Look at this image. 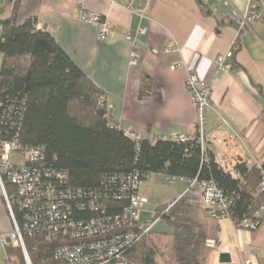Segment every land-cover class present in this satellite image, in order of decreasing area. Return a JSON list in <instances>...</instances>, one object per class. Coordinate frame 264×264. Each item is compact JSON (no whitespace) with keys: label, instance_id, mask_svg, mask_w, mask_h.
Wrapping results in <instances>:
<instances>
[{"label":"trees","instance_id":"1","mask_svg":"<svg viewBox=\"0 0 264 264\" xmlns=\"http://www.w3.org/2000/svg\"><path fill=\"white\" fill-rule=\"evenodd\" d=\"M18 1L10 0V15L0 18V143L17 139L21 147H40L42 172L52 177L64 173L60 184L71 212L68 222L99 218L116 226L109 232L122 230L114 219L129 205L133 179L143 182L146 174L212 181L228 200L227 213L236 227L255 219L264 205V161L259 166L238 163L234 178L217 162L210 143L200 142L198 132L186 140L132 139L110 120L102 90L57 39L39 28L33 16L17 22ZM205 7L201 4L210 13ZM151 90L152 79L143 76L138 96ZM5 188L12 192L14 186L5 179ZM184 196L158 205L150 220L160 218L171 230L153 227L124 249L118 261L202 264L212 249L206 240L214 236L217 219ZM13 209L31 264H65L54 258L55 250L76 240L54 238L48 222L41 231L29 232L25 209L17 204ZM4 254L6 264H26L20 247H8Z\"/></svg>","mask_w":264,"mask_h":264},{"label":"crops","instance_id":"2","mask_svg":"<svg viewBox=\"0 0 264 264\" xmlns=\"http://www.w3.org/2000/svg\"><path fill=\"white\" fill-rule=\"evenodd\" d=\"M9 1L0 2V18L10 15ZM248 1L19 0L15 16L17 22L35 17L38 27L57 39L64 52L102 90L112 105L110 120L124 132L141 138L191 136L197 112L185 79L192 70L212 85V108L203 114L207 142L217 162H263L264 18L238 31L237 23ZM201 4L210 13L202 11ZM83 12L100 15L111 23L104 39L98 38V24L81 19ZM141 27L146 29L144 35L126 39V31L135 33ZM235 42L239 45L228 60L230 68L217 73L216 57L226 54ZM133 44L140 57L134 66L129 63ZM176 63L180 66L172 67ZM143 76L152 79V90L139 97ZM220 116L227 126L221 124ZM187 185L186 180H179L176 188L184 192ZM161 204L154 207L152 215ZM11 230L0 190V234ZM207 240H214L216 245L202 264H241L245 259L264 264V219L251 231L236 227L230 217L222 218L216 221L214 236ZM0 251L6 264L4 250ZM224 252L229 254L228 263L219 261Z\"/></svg>","mask_w":264,"mask_h":264},{"label":"built area","instance_id":"3","mask_svg":"<svg viewBox=\"0 0 264 264\" xmlns=\"http://www.w3.org/2000/svg\"><path fill=\"white\" fill-rule=\"evenodd\" d=\"M2 0H0L1 2ZM129 8V5L127 6ZM81 19L86 22H94L98 24V38L104 39L110 28L111 23L94 13L83 12ZM264 18V0H249L246 10L239 18L237 23L238 31L251 23ZM0 24V34L2 32ZM146 29L138 28L135 33L131 31L125 32L128 40H133L135 34L142 36ZM235 42L226 54L218 55L215 59L217 73L230 68L228 60L232 56L233 49L238 48ZM136 45L133 44V51L130 56V65L138 64L139 55L135 51ZM176 50V49H175ZM167 52L170 49L166 48ZM176 63L172 67H179ZM185 88L190 95L191 103L196 109L197 120L195 123L194 133L198 132L201 143L207 140L205 134V117L204 110L212 108L211 103V83L198 78L196 73L189 70L185 79ZM104 99L103 97L101 100ZM112 105L107 103V109L110 110ZM221 124L227 126V121L220 116ZM132 139H141V136L132 132H125ZM194 133L191 135L193 136ZM187 135L172 134L168 137L171 139L186 140ZM42 149L40 147H21L17 139L0 143V190L3 197L5 208L12 222V230L7 234H0V248L6 250L8 247H20L26 264H31L18 222L15 217L13 204H17L21 209H25L28 218L26 228L29 232L42 230L44 222L50 223V235L65 236L72 240H76L73 244H64L56 248L54 258L65 264H123L118 261L124 249L132 245L138 238L150 231L153 226L160 220L156 218L147 224H142L140 215L148 203L147 196L139 191L140 178H134L131 182L133 190H130L129 205L125 208L122 215L116 217L118 227L112 232L113 226L104 219L92 218L86 222L78 223L68 222L71 216L70 209L64 204V189L60 182L64 181V173H57L49 176L48 173L42 172L40 166V158ZM244 161L247 165L256 164L257 161L251 159H231L223 161L220 165L232 177H238L236 166ZM153 174H146L145 180H148ZM164 176V175H163ZM165 180L172 183L174 180H184L180 177L164 176ZM5 179L14 186L12 192H7L5 188ZM144 182V181H143ZM188 187L182 195L188 192L196 191L198 198H194V202L205 210V213L220 220L229 217L227 213L228 200L222 191L212 182L206 180H189ZM260 186L264 188V172H262V180ZM28 210V211H27ZM264 213V205L256 211L254 220H244L242 228L247 230H255L261 224L260 216ZM69 227H74L69 233ZM140 228V229H138ZM206 245L214 248L216 243L214 240H206ZM241 264H253L251 260L245 259Z\"/></svg>","mask_w":264,"mask_h":264},{"label":"rangeland","instance_id":"4","mask_svg":"<svg viewBox=\"0 0 264 264\" xmlns=\"http://www.w3.org/2000/svg\"><path fill=\"white\" fill-rule=\"evenodd\" d=\"M178 183L179 180H174L172 183H169L165 180L163 175L153 174L148 180H145L140 184L139 191L148 196V203L146 204L144 210H142L140 215V220L142 224L149 223V221L153 218L151 216V213L157 204L169 202L170 200L172 201L175 199L176 196L178 197L183 193V190L177 189L178 187L176 188ZM187 195V198L192 196H194L192 198H198V195H193L191 191L188 192ZM154 229H165L166 231H168L171 230V226L166 224L162 219H160L158 223L156 222V224L154 225ZM0 264H4L3 258L1 256Z\"/></svg>","mask_w":264,"mask_h":264},{"label":"water","instance_id":"5","mask_svg":"<svg viewBox=\"0 0 264 264\" xmlns=\"http://www.w3.org/2000/svg\"><path fill=\"white\" fill-rule=\"evenodd\" d=\"M220 263H228L230 261V257L228 253H220L219 256Z\"/></svg>","mask_w":264,"mask_h":264}]
</instances>
